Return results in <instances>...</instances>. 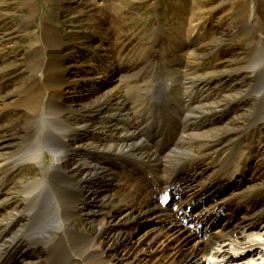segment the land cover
<instances>
[{
    "label": "bare ground",
    "instance_id": "bare-ground-1",
    "mask_svg": "<svg viewBox=\"0 0 264 264\" xmlns=\"http://www.w3.org/2000/svg\"><path fill=\"white\" fill-rule=\"evenodd\" d=\"M234 12L235 21L241 26L249 23L247 9L243 4L236 5ZM49 27L50 29H45L56 34L57 28ZM230 36L229 31L217 29L209 46L184 43L185 46L180 47L183 53L177 52V57L172 60L174 63L180 62V66L178 63L172 69L176 72L173 89L166 91L167 98L172 101L166 112L173 122L171 125L167 122V126L170 125L167 130L157 122L155 133H151L150 129L154 122L151 121V103L154 99H159L157 105L162 106L163 98L157 95L151 103L148 102V87L144 79L142 83L130 81L137 75L121 74L115 66L116 61L112 60L107 69L99 71L102 75L83 80L93 83L90 87L94 89L88 92L86 84L80 81L75 72L69 74V78L65 77L67 65L61 61L60 52L53 47L50 39H46L45 48L34 43L32 50L36 54L39 50H44L50 59L43 63V59L39 58L33 64L31 82L39 80L38 73L44 69L47 73L43 77L46 78L44 84L47 94L36 92L37 89L33 87L36 84H31L26 89L28 93L31 92L26 98L30 104L26 112L11 123H5V114L0 118V196L2 198L6 195L0 205H10L0 211L4 212L0 216V241L14 231L13 227H17L16 235L0 244V264L3 261L15 264L18 257L23 260L30 258L31 263L27 264H44L31 259L32 252L40 249L38 244L43 245L41 249H46L56 240L69 245L68 255L72 264H264V196L256 202L252 201L249 197L252 190L242 188L241 181L233 179L234 174L244 175L251 160L252 149L258 147L253 129L257 128L261 120L260 105L252 108L250 125L237 141L238 165L235 161L223 165L230 173L235 169L230 180L229 177L223 183L222 180L213 181L216 176L213 175L214 178L208 181V185L206 183L201 190L190 193V186L197 182L198 173L202 171L196 166L183 167L188 159L182 150L187 144V138L197 141L203 134L200 130L212 124V118L209 117L213 114L199 113L196 117L190 114L210 102L214 91L218 94V89L212 88V82L206 72L202 73V68L219 59V47ZM247 43L248 64L254 77H257L260 68L256 70L255 62L257 53L264 50V37L253 27ZM124 85L127 88L129 85L130 89L123 90ZM131 90L136 92L134 101L130 100V94H126ZM259 98V101L264 99V92H261ZM45 101L46 106L43 108L47 116L43 127L32 128L31 124L37 121ZM140 101L147 106L144 111ZM215 101L214 99L213 102ZM163 109L165 107L158 111ZM171 109L174 110L173 114ZM72 112H78L82 117L73 123L66 117ZM186 112L183 121V114ZM222 114H225L224 110ZM217 119L220 118L213 119V124ZM181 129L182 139L179 142L170 144L166 141L174 138ZM187 129L195 135L190 137L187 133L184 134ZM198 130L200 132H196ZM33 133L34 138L38 139V146L20 158L26 156L24 161H37L44 155L43 149L47 147L52 152L54 163L49 168L40 170L22 188L15 190L3 177L2 168L8 160L4 150L11 147L14 140L29 139ZM144 134L147 139L143 140ZM149 138H155L151 144ZM138 163L146 164L143 169L144 177L142 164ZM172 167L185 170L186 176L176 172L167 176L166 173L171 172ZM161 168L165 170L159 172ZM126 170L137 172L128 177L135 189L140 187L137 194L126 192L123 195L121 192L122 184L127 187L126 182H121ZM73 172H78L80 177L74 178ZM231 181H234L233 186ZM205 186L207 189L203 191ZM146 187L150 192L147 195L144 193ZM158 193L162 194V203L168 197H173L174 202L184 193H189L180 203L186 204V207L170 212H164L166 209L159 205L152 208L150 203H156ZM210 193H215L216 196L207 202ZM235 194L239 196L235 197ZM132 197L135 198L133 202L130 201ZM198 204L201 210L190 215L189 207ZM125 207L127 208L123 212ZM152 213L158 222L132 241V226H142L141 221L149 219ZM210 213L216 218H225L229 224H235L227 227L220 223L222 218L217 221L209 217ZM73 216H82L86 228L73 227ZM187 220L196 222V228H188L185 225ZM129 222L132 223L127 231H123L121 225ZM200 231L199 236L197 233ZM160 239V247H156L155 242ZM12 243H18V248H11ZM120 249L125 251L123 258H118ZM258 249L262 259L253 257ZM141 254L144 256L140 257Z\"/></svg>",
    "mask_w": 264,
    "mask_h": 264
},
{
    "label": "rangeland",
    "instance_id": "rangeland-1",
    "mask_svg": "<svg viewBox=\"0 0 264 264\" xmlns=\"http://www.w3.org/2000/svg\"><path fill=\"white\" fill-rule=\"evenodd\" d=\"M238 4H243L247 9L249 21L247 25L241 26L235 21L234 9ZM44 26L49 29V26L56 27V34L55 32L52 33L51 30H46ZM253 27L264 37V0H0V118L5 114V123H11L26 112L30 106L26 98L31 93H28L26 89L31 84H36L33 86L35 90L37 89L36 92L47 94V88L44 84L46 78L43 79L47 73L44 69L38 73L40 79L33 83L31 82V80L33 81L31 75L33 64L39 58L43 59L44 63L50 59V56L44 50H39L36 54L32 49L34 43L38 46L41 45L42 48L47 47L46 39H50L53 47L59 50L61 61L67 65V67L65 66L67 69L65 77L69 78V74L75 72L78 74L77 77L81 79L80 81L86 84L88 92L94 89L90 87L93 83L83 82V80L91 76L102 75L99 71L107 69L112 60L116 61L115 66L121 74L125 76L128 74L137 75L130 81L142 83L144 79L146 87H148L146 98L149 101H147L151 103L153 97L158 96L163 98L162 106L157 105L159 99H154L151 103L153 115L151 121H154L150 128L151 133L157 132V122L163 124L165 129L169 128L173 121L166 111L170 109L172 101L167 98L166 91L173 89L175 81L173 77L176 72L174 73L172 69L178 63L180 66V62L174 63L172 60L177 57L175 56L177 52L183 53V49L180 47L188 44L200 47L209 46L217 29H225L231 33V36L227 38L226 42L224 41L223 45H220L217 52L219 59L214 60V64L204 65L202 68V73L205 74L206 72L210 78L209 81L212 82V88L218 89V94L214 91V96L210 102L197 108V112L190 114L193 117L199 113L213 114L209 117L212 118V124L200 130L203 131V134L197 138V141L187 138V144L182 150L188 159L182 164L183 167L186 166L187 168L196 166L198 170L202 171V173H198L197 182L190 186V193L201 190L206 183L208 185V181L213 180V175H216L213 181L222 180L223 183L229 177L230 180L235 169L230 173V170L225 169L223 165L230 161H235L238 165L236 160L239 155L237 141L250 125L252 108L260 105L262 112L259 118L261 120L257 128L253 129L258 147L252 149L251 160L244 175L240 176L239 173L233 175L234 180L241 181L242 188L252 190L249 192V197L256 202L264 196V99L259 101L261 92H264V50L257 53L256 70L258 68L261 70L259 69L257 77H254L248 64L249 44L247 43V38ZM184 43L185 45H183ZM128 88L130 89L129 85ZM128 88L125 86L123 90ZM134 93L136 94L133 90L126 92L127 95L130 94L128 96L131 101L136 100ZM214 99L215 102H213ZM46 102L42 105L37 121L32 122V128L43 127L45 116H47L45 115L46 110L43 108L46 106ZM139 104L143 109L142 111L147 108L146 104H142L141 101ZM161 107H165V109L160 112L158 110ZM171 110L173 114L174 110ZM223 110L224 115L222 114ZM185 115L187 112L183 114V121ZM66 117L74 123L82 115L78 112H72ZM217 117L220 119H217L218 121L213 124V119ZM143 119L146 120L144 117ZM178 119L181 117L178 116ZM167 122L170 125L167 126ZM182 130L176 133L174 138L166 141L170 144L179 142L182 139ZM186 133L190 137L195 135L189 129L184 134ZM34 137L33 133L29 137L30 140L28 138L23 139V141L16 139L14 144L6 149L7 151L4 150L8 160L2 168L3 177L9 186H14L15 190L22 188L28 181L35 178L40 170L47 169L54 163L52 152L47 147L43 149L44 155L40 156L37 161H24L27 159L26 156L21 159L25 153L38 146V139ZM142 139H147V136L144 134ZM154 139L149 138V144ZM138 164H142V177H144L143 169L146 164ZM134 166L137 167L136 164ZM163 170L165 168L159 169V172ZM175 172L183 173V177L187 174L185 170H176L173 167L171 172L166 174L170 176L171 173ZM136 173L126 170V174H122L121 182L127 183V187L123 184L121 186L123 195L126 192L138 193L140 187L135 189L133 182L128 181V177ZM72 176L74 178L80 177L78 172H73ZM137 182L141 183V181ZM233 182L231 181L232 186ZM206 189L205 186L203 191ZM144 193L145 195L150 193L147 187L144 189ZM185 193L184 196L189 194ZM214 196H216L215 193H210L207 202ZM237 196L239 195L235 194V197ZM158 197L159 199L155 204L154 201L150 200L152 208L162 204V207L166 209L164 212H170L178 204L174 201L170 203L171 205H164L161 201L162 195H158ZM2 198L0 196V202ZM180 199L182 200L179 198L178 201ZM134 200L135 198H130L131 202ZM0 206H2L0 207L1 211L3 207L10 205L1 204ZM126 208L123 209V212ZM200 210L201 207L198 204L193 208L191 214H197ZM3 213L1 212L0 216ZM212 215L210 213L209 217L217 220ZM154 216L155 214L152 213L149 219L142 220V226L136 224L132 226V241L138 239L147 228L155 226L158 219ZM131 223L121 225V229L126 232ZM220 223L226 224L227 227L235 224V222L227 223L225 218H222ZM72 225L77 229L86 228L82 216H73ZM16 228L13 227L14 231L6 236L5 240L8 241L13 235H16ZM19 229L21 228L19 227ZM199 233L201 231L197 233L200 236ZM5 240L0 241V244H4ZM25 241L23 242L25 243ZM160 242L161 239L156 241L155 246L160 247ZM10 246L11 248H18L19 245L12 243ZM42 246L38 244L40 249L32 252L31 259L41 261L44 264H72L73 261L68 255L69 245L67 243L56 240L50 245L51 248L49 246L46 249H41ZM28 251L31 252L29 249ZM258 252L259 249L254 252L253 257L262 259V255ZM124 254V249H120L118 258H123ZM143 256L141 254L140 257ZM5 259L3 258V260ZM27 263H31L30 258L23 260L18 257L15 262V264ZM1 264H6V262L3 261Z\"/></svg>",
    "mask_w": 264,
    "mask_h": 264
}]
</instances>
